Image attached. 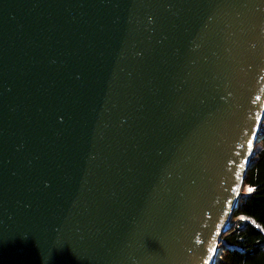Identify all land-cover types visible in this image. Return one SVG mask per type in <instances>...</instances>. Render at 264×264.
<instances>
[{"label":"water","instance_id":"1","mask_svg":"<svg viewBox=\"0 0 264 264\" xmlns=\"http://www.w3.org/2000/svg\"><path fill=\"white\" fill-rule=\"evenodd\" d=\"M263 122L264 0H0V264H212Z\"/></svg>","mask_w":264,"mask_h":264},{"label":"trees","instance_id":"2","mask_svg":"<svg viewBox=\"0 0 264 264\" xmlns=\"http://www.w3.org/2000/svg\"><path fill=\"white\" fill-rule=\"evenodd\" d=\"M217 264H264V122Z\"/></svg>","mask_w":264,"mask_h":264},{"label":"rangeland","instance_id":"3","mask_svg":"<svg viewBox=\"0 0 264 264\" xmlns=\"http://www.w3.org/2000/svg\"><path fill=\"white\" fill-rule=\"evenodd\" d=\"M263 125V124H262ZM259 135H260V137H261V139H262V136H261V130H260V133H259ZM260 140V139H259ZM258 142H260V141H258ZM258 142L256 143V144H258ZM232 222V221H231ZM230 222V224H229V226L228 227H233V225H232V223ZM232 227H231V229H232ZM228 231V230H227ZM226 231V232H227ZM225 232V233H226ZM224 234V233H223ZM222 234V235H223ZM222 235H221V237H222ZM221 254H222V249L221 248H219V245H218V247H217V250H216V256H215V259H214V262L212 263V264H217L218 263V260L220 259V257H221Z\"/></svg>","mask_w":264,"mask_h":264},{"label":"bare ground","instance_id":"4","mask_svg":"<svg viewBox=\"0 0 264 264\" xmlns=\"http://www.w3.org/2000/svg\"><path fill=\"white\" fill-rule=\"evenodd\" d=\"M260 127L262 128V125H261ZM237 204H238V202H237ZM236 208H237V207H236ZM234 213H235V211L233 212V214H234ZM233 214H232V217H233ZM231 221H232V219H231ZM231 221L228 222L227 227L229 226V224H230ZM231 223H232V222H231ZM232 225H233V224H232ZM231 227H232V226H231ZM231 227L228 229V231L231 229ZM228 231H227V232H228ZM227 232H226V233H227Z\"/></svg>","mask_w":264,"mask_h":264}]
</instances>
